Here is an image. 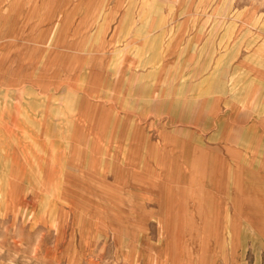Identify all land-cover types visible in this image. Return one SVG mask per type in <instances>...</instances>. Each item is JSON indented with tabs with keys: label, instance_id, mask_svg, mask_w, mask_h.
I'll list each match as a JSON object with an SVG mask.
<instances>
[{
	"label": "rangeland",
	"instance_id": "1",
	"mask_svg": "<svg viewBox=\"0 0 264 264\" xmlns=\"http://www.w3.org/2000/svg\"><path fill=\"white\" fill-rule=\"evenodd\" d=\"M241 147L264 0H0V264H264Z\"/></svg>",
	"mask_w": 264,
	"mask_h": 264
},
{
	"label": "crops",
	"instance_id": "2",
	"mask_svg": "<svg viewBox=\"0 0 264 264\" xmlns=\"http://www.w3.org/2000/svg\"><path fill=\"white\" fill-rule=\"evenodd\" d=\"M220 137L219 141L247 140L241 133H223ZM219 151L221 157L240 159L232 160L234 163L239 161V164H224L220 166L224 168L223 172L225 175L217 177L219 179L217 180L218 186L222 185L221 188L237 190L240 199L253 204L256 215V220H254L255 231L258 236L264 237V151L258 148L250 149L244 147L238 149L224 148ZM224 161L229 162L225 159ZM234 171L239 174L236 180L234 176L229 175V173Z\"/></svg>",
	"mask_w": 264,
	"mask_h": 264
},
{
	"label": "bare ground",
	"instance_id": "3",
	"mask_svg": "<svg viewBox=\"0 0 264 264\" xmlns=\"http://www.w3.org/2000/svg\"><path fill=\"white\" fill-rule=\"evenodd\" d=\"M183 254V253H182ZM186 255V254H185ZM187 256V255H186ZM191 258V257H190ZM188 260V259H187ZM188 263V262H187ZM194 263V262H193Z\"/></svg>",
	"mask_w": 264,
	"mask_h": 264
}]
</instances>
